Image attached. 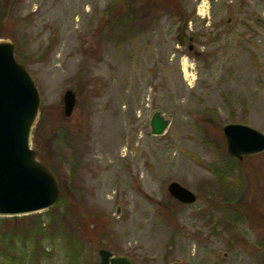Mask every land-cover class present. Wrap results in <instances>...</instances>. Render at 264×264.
I'll use <instances>...</instances> for the list:
<instances>
[{
	"label": "rangeland",
	"instance_id": "obj_1",
	"mask_svg": "<svg viewBox=\"0 0 264 264\" xmlns=\"http://www.w3.org/2000/svg\"><path fill=\"white\" fill-rule=\"evenodd\" d=\"M256 17L263 0H0V38L41 97L34 148L61 192L47 210L0 217V243L15 237L0 264H99V247L137 264H264V151L235 160L222 133L264 134ZM171 181L196 201L172 198ZM35 221L39 247L25 235Z\"/></svg>",
	"mask_w": 264,
	"mask_h": 264
},
{
	"label": "water",
	"instance_id": "obj_2",
	"mask_svg": "<svg viewBox=\"0 0 264 264\" xmlns=\"http://www.w3.org/2000/svg\"><path fill=\"white\" fill-rule=\"evenodd\" d=\"M72 90L63 92V115L75 107ZM41 97L34 78L14 55V43L0 38V217L39 213L54 206L60 188L53 172L34 148V130L40 117ZM169 121L159 111L150 118V132L161 135ZM226 152L235 160L264 151V134L242 123L222 126ZM178 202L192 204L196 195L176 181L167 185ZM99 264H137L124 254L98 249Z\"/></svg>",
	"mask_w": 264,
	"mask_h": 264
},
{
	"label": "trees",
	"instance_id": "obj_3",
	"mask_svg": "<svg viewBox=\"0 0 264 264\" xmlns=\"http://www.w3.org/2000/svg\"><path fill=\"white\" fill-rule=\"evenodd\" d=\"M36 130L37 129H35V132H36ZM35 135H36V133H35ZM35 137V136H34ZM39 158L46 164L47 162L44 160V158L42 157V155H39ZM61 198H62V196H61ZM60 201V199L58 200V202ZM58 202L56 203V204H58ZM55 204V205H56ZM53 207V206H52ZM63 212H64V216L65 217H67V218H72V217H70V214H71V210H70V208H68V207H65L64 206V210H63ZM262 216H263V219H264V212H263V214H262ZM73 221L76 223L77 222V219L75 218V219H73ZM41 221H35V223H34V227H28L27 228V230H26V238L28 239V241L27 242H30V241H32L33 242V240H34V245L36 246V245H38L39 244V239L42 237V235H43V232H42V228H41ZM36 225V226H35ZM0 231H3V229L2 228H0ZM38 238V239H37ZM5 239V241L4 242H1L0 243V246H2V247H6L7 249H9V247H10V245H12L11 246V248H14V241H15V237L14 236H12V235H10V236H6V232L5 233H3V236H1V241H3ZM33 239V240H32ZM39 245H41V244H39ZM39 245H38V247H39ZM12 251H13V249H11ZM75 256V255H74Z\"/></svg>",
	"mask_w": 264,
	"mask_h": 264
},
{
	"label": "flooded vegetation",
	"instance_id": "obj_4",
	"mask_svg": "<svg viewBox=\"0 0 264 264\" xmlns=\"http://www.w3.org/2000/svg\"><path fill=\"white\" fill-rule=\"evenodd\" d=\"M264 1V0H263ZM226 22H227V24H228V26L230 25V23H231V19L230 18H228L227 20H226ZM255 22H257V23H260V24H262V25H264V20L262 19V18H259V17H256L255 18ZM192 40V37H190L189 38V41H191ZM192 47L193 46H191V45H189V50H191L192 49ZM73 113V112H72ZM62 114H63V105H62ZM64 116V115H63Z\"/></svg>",
	"mask_w": 264,
	"mask_h": 264
}]
</instances>
